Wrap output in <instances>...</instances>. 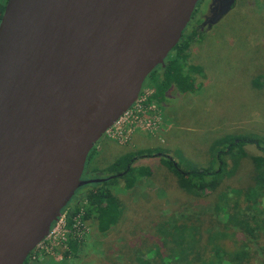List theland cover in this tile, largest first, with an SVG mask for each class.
<instances>
[{
  "label": "water",
  "instance_id": "95a60500",
  "mask_svg": "<svg viewBox=\"0 0 264 264\" xmlns=\"http://www.w3.org/2000/svg\"><path fill=\"white\" fill-rule=\"evenodd\" d=\"M199 0H5L0 264H23L83 185L86 157L178 42ZM235 0H210V27ZM120 175V174H118Z\"/></svg>",
  "mask_w": 264,
  "mask_h": 264
},
{
  "label": "rangeland",
  "instance_id": "374dc122",
  "mask_svg": "<svg viewBox=\"0 0 264 264\" xmlns=\"http://www.w3.org/2000/svg\"><path fill=\"white\" fill-rule=\"evenodd\" d=\"M209 3L197 1L184 35L201 24ZM197 29L201 36L186 48V63L195 68L196 89L185 93L170 89L165 100L142 106L140 98L151 90L143 86L145 77L128 113L108 127L87 154L83 176L90 179L103 178L105 168L121 154L137 149L152 152L133 162L148 166L150 176L140 178L129 190L121 182L110 187L121 202L116 226L100 234L91 222L75 223L74 237L80 241L76 255L64 258L66 232L60 239L57 231L33 248L27 264H127L153 240L159 244L164 225L174 219L196 215L215 219L216 192L203 190L193 197L181 191L157 154L172 157L181 168L198 169L212 164L210 146L215 140L226 135L264 138V0H235L215 24ZM244 148L249 154L259 153L251 144ZM251 171L242 158L218 190L224 185L245 187ZM249 247L254 254L250 264H264V231Z\"/></svg>",
  "mask_w": 264,
  "mask_h": 264
},
{
  "label": "trees",
  "instance_id": "16d2710c",
  "mask_svg": "<svg viewBox=\"0 0 264 264\" xmlns=\"http://www.w3.org/2000/svg\"><path fill=\"white\" fill-rule=\"evenodd\" d=\"M4 2L0 0V15ZM183 31L165 57L163 66L157 65L146 76L148 81L143 86L151 88L145 99L146 104L165 100L170 89L178 93L196 89L192 76L195 68L186 63V48L201 33L196 27L191 28L187 35ZM245 144L253 145L259 153L249 154L244 148ZM210 151L212 164L198 169L181 168L172 157L162 152L157 155L173 174L181 191L193 197H199V192L203 190L216 192L212 201L215 219L209 221L197 215L174 219L173 224L164 225L163 234L158 236L159 244L153 240L132 257L133 262L130 260L127 264L252 263L254 254L249 250V245L264 231V138L226 135L212 142ZM151 155L149 149L119 155L105 168L104 177L110 178L88 184L85 191L74 197L75 200L80 198V202L65 204L60 211V214L64 212L67 229L64 258L76 255L80 248V241L74 237V218L81 224L91 222L94 230L100 234L116 226L122 213L121 202L110 187L121 182L129 190L137 180L150 176L148 166L133 165V162ZM242 158L251 166L249 183L243 188L224 185L218 190L224 179L231 177ZM27 258L23 264H27Z\"/></svg>",
  "mask_w": 264,
  "mask_h": 264
},
{
  "label": "built area",
  "instance_id": "2783aa9c",
  "mask_svg": "<svg viewBox=\"0 0 264 264\" xmlns=\"http://www.w3.org/2000/svg\"><path fill=\"white\" fill-rule=\"evenodd\" d=\"M151 92V90L146 93V95L142 96L139 100L140 104L143 105H147L149 103H145V99L146 96ZM140 96V92L138 93L137 97L138 98ZM133 106V103L117 118V120H119L122 116L126 115L128 113V111L130 110V108ZM76 224H81L76 218H74V223L72 225V227L74 229L77 228ZM58 231V234L61 237H63L64 233L66 232L67 234V229L65 228V217H64V212L59 214V216L55 219V221L53 222V224L50 226L48 233L45 235V237L48 236H53V234H55ZM65 239V238H64ZM39 243V242H38ZM38 243L36 245H38ZM36 247V246H35ZM33 250V249H32ZM32 252V251H31ZM30 252V253H31Z\"/></svg>",
  "mask_w": 264,
  "mask_h": 264
},
{
  "label": "flooded vegetation",
  "instance_id": "af4514ba",
  "mask_svg": "<svg viewBox=\"0 0 264 264\" xmlns=\"http://www.w3.org/2000/svg\"><path fill=\"white\" fill-rule=\"evenodd\" d=\"M194 13H195V9L192 11V14H191L189 20H191V18H192V16H193ZM186 25H187V26L189 25V21H188V23H187ZM192 27L202 28V25H201V24H198V25L195 24V25H193ZM83 173H84V172H82L81 178H82V179H88L87 177L83 176ZM87 185H88V184H87ZM84 188H85V185H83V186L77 188V189L75 190L73 196L70 198V200H69L67 203H69V202H75V201H76V200L74 199L75 195H77L78 193H80L81 190H84Z\"/></svg>",
  "mask_w": 264,
  "mask_h": 264
}]
</instances>
